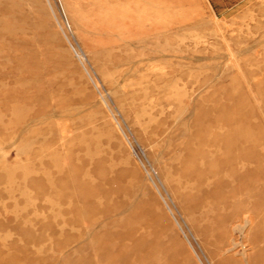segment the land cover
I'll list each match as a JSON object with an SVG mask.
<instances>
[{"label": "rangeland", "instance_id": "1", "mask_svg": "<svg viewBox=\"0 0 264 264\" xmlns=\"http://www.w3.org/2000/svg\"><path fill=\"white\" fill-rule=\"evenodd\" d=\"M0 264H264V0H0Z\"/></svg>", "mask_w": 264, "mask_h": 264}, {"label": "bare ground", "instance_id": "2", "mask_svg": "<svg viewBox=\"0 0 264 264\" xmlns=\"http://www.w3.org/2000/svg\"><path fill=\"white\" fill-rule=\"evenodd\" d=\"M57 199V198H56ZM252 248V247H251ZM223 255V254H222Z\"/></svg>", "mask_w": 264, "mask_h": 264}]
</instances>
